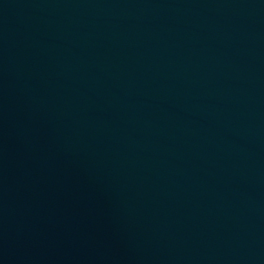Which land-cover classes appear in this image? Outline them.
<instances>
[{
    "label": "water",
    "instance_id": "95a60500",
    "mask_svg": "<svg viewBox=\"0 0 264 264\" xmlns=\"http://www.w3.org/2000/svg\"><path fill=\"white\" fill-rule=\"evenodd\" d=\"M0 264H264V0H0Z\"/></svg>",
    "mask_w": 264,
    "mask_h": 264
}]
</instances>
